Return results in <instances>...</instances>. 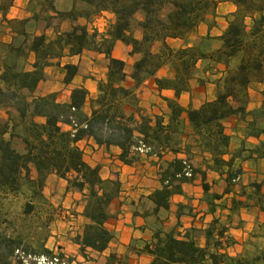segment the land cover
<instances>
[{
    "label": "trees",
    "instance_id": "16d2710c",
    "mask_svg": "<svg viewBox=\"0 0 264 264\" xmlns=\"http://www.w3.org/2000/svg\"><path fill=\"white\" fill-rule=\"evenodd\" d=\"M56 1H69V6L57 8ZM227 1L235 9L226 15V27L217 37L220 44L205 50L209 35L195 45L177 48L167 40L186 42L209 10L215 9L214 0H28V15L20 18L6 16L13 0H0V24H6L9 36L8 41L0 40V110L4 111V118L0 117V209L18 204L19 216L30 221L23 233L15 224L7 232L0 220V264H23L16 250L24 255L51 253L45 247L51 214L42 212L48 204L44 188L50 174L63 179L66 189L81 194L80 214L86 221L74 235L79 253L86 257L87 248L106 249L113 234L105 222L120 182L102 178L99 167L83 159L77 142L84 138L106 150L118 147V158L127 165L138 161L141 153L158 158L161 186L147 197L156 212L168 209L172 194L181 193L180 185L191 182L196 172L191 166V176L184 174L185 159H163L168 152L187 151L179 138L185 115L203 148L212 154L209 166L224 174L228 186L233 184L241 169L233 165L235 156L223 157L230 139L224 120L236 116L246 122L248 136L264 134V88L260 105L248 109L249 87L264 83V0ZM103 12L112 21L105 34H98L89 23L93 15ZM115 41L136 56L130 71L125 61L112 56ZM84 51L102 54L107 60L105 78L97 81L95 95L79 85L70 89L68 102H60L57 91H39L50 67L61 73L62 84L68 87L78 74V64L63 59ZM198 63L204 64L198 83L206 82L205 74H219L213 81L214 99L184 108L175 98L162 97L168 114L144 113L135 93L138 86L153 77L159 90L171 89L178 97L188 90ZM165 66L172 73L161 77L158 71ZM128 78L131 87L124 85ZM261 145L264 157V142ZM203 189L208 191L206 183ZM209 197L213 208L212 200L219 195ZM206 235L209 239L211 229ZM219 247L217 240L200 247L192 238L160 226L142 250L150 256L149 264H251L243 257H228L217 251Z\"/></svg>",
    "mask_w": 264,
    "mask_h": 264
},
{
    "label": "crops",
    "instance_id": "0c3cea01",
    "mask_svg": "<svg viewBox=\"0 0 264 264\" xmlns=\"http://www.w3.org/2000/svg\"><path fill=\"white\" fill-rule=\"evenodd\" d=\"M27 2L28 0L15 3L14 0L9 10L18 13L23 6L25 10ZM222 4L226 7L223 15L235 9L227 0ZM6 16L19 17H9L8 14ZM214 21L211 27L200 23L187 37L186 42L180 39H168L167 42L176 43L177 47L192 46L201 37H218L226 27V18L215 17ZM135 36L139 37V32H136ZM117 50L128 53L130 48L121 41H115L112 49V56L126 62L125 56L115 53ZM87 52L65 58L68 60L66 62L78 64V74L62 94H57L58 101L68 102L70 89L74 86H84L90 95L96 93L97 81L86 76L83 63L79 60ZM199 65L198 63V67ZM130 82L132 84L131 80ZM263 84L258 85L264 86ZM262 89L263 87L259 90ZM135 93L144 113L150 116L161 113L166 115L168 108L162 97L175 98L184 108L197 107L214 99L216 86L211 80L204 84L196 80L190 81L188 90L175 97L171 89L159 90L154 78L150 77L135 89ZM259 105V101L252 102V105L250 102L248 109L257 108ZM183 119L185 129L179 138L181 148L187 146V151L181 150L176 155L168 152L164 154L163 159H185L196 172L191 182L180 185L181 193L172 194L168 209H158L154 212L153 204L147 198L161 186L158 169L160 161L156 156L141 153L138 161L127 165L118 158V147L111 146L106 150L97 146L90 138H84L77 142L83 152V159L91 166H98L102 178H117L120 182V191L109 204L111 216L105 222L113 238L102 252L87 248L86 257L79 253V245L74 242V235L80 232L86 221L80 214L82 205L79 202V193L66 189V182L53 175L57 186L54 195L60 211L58 220L50 226L45 247L50 252H58L66 257L67 264H149L151 258L142 247L152 241L154 232L160 226L164 231L171 230L179 237L192 238L200 247H205L208 241L212 245L217 240L220 242L217 251L234 258L240 257L250 245L264 242V157L260 154L264 134L258 138L248 136L246 122L239 121L236 116H229L224 120V132L230 139L228 153L223 157L229 159L235 156L233 165L241 169L238 181L228 186L224 174H219L209 166L212 164V154L203 148L185 115ZM204 183L208 185L207 192L203 189ZM213 193L219 195V198L212 200L214 207L211 208L209 195ZM143 198L150 202L151 211L137 207ZM161 213H164L163 217H160ZM208 228L212 231L209 239L206 235ZM210 249L212 250L211 246Z\"/></svg>",
    "mask_w": 264,
    "mask_h": 264
},
{
    "label": "rangeland",
    "instance_id": "374dc122",
    "mask_svg": "<svg viewBox=\"0 0 264 264\" xmlns=\"http://www.w3.org/2000/svg\"><path fill=\"white\" fill-rule=\"evenodd\" d=\"M14 1V0H13ZM25 0H15V3L19 2L22 3ZM215 1V9L209 10L208 14L205 16L204 24L209 25L212 21H214L215 17H225L228 14L223 15L224 11H226L225 5L222 3L225 0H214ZM69 6V1H56V7L57 8H67ZM24 6L22 7V10H19L18 13H15L13 10H7V14L9 17H14L19 16V17H24L27 16L26 10H23ZM18 17V18H19ZM112 21V16L107 13H99L97 15H93L90 19L89 27L96 31L98 34H105L109 27H110V22ZM92 23H95L93 26ZM190 35V34H189ZM188 35V36H189ZM187 36V37H188ZM187 39V38H186ZM0 40L1 41H8L9 36H8V27L6 24H0ZM187 41V40H186ZM198 41V40H197ZM220 42L217 40V37L210 36L209 41L204 45V49H215L218 47ZM125 45V44H124ZM173 48H177L176 43H171L170 44ZM117 55L125 56L126 62H125V69L126 71H130L131 68V63L134 61L136 56L130 55L129 52L126 53L124 50H117L115 51ZM75 59H73L74 61ZM79 60L83 63L82 67L86 71V76L92 77V80L99 81L100 79L105 78V73H106V65H107V60L103 56H98L95 52L88 51L85 53V55L82 58H79ZM131 60V62H130ZM68 61L67 59H63V62ZM199 71L195 73L194 78L191 81H198L197 77L198 76H203V74L200 72L201 68L203 67L204 64L199 63ZM91 69V70H89ZM46 77L45 80L40 84L39 91L41 92H46V91H57L58 94H62L63 90H65L67 87L62 84V76L61 73L54 67H50L46 69ZM92 73L93 75H90ZM172 73L171 69L169 66L163 67L159 72L158 75L163 77L170 75ZM219 76V74H205L204 77L206 81L213 82L214 79H216ZM124 85L127 87H131L132 84L130 82V79H126ZM264 85V84H263ZM261 87L264 88V86L258 85V84H252L249 87V103L251 102H261L262 95L261 91L259 90ZM95 95V94H94ZM61 98V97H60ZM260 98V99H259ZM259 99V100H258ZM248 103V105H249ZM0 117L3 119L4 118V111L0 110ZM65 127V126H64ZM18 149L21 148L20 144L16 143L15 144ZM54 174H50L46 178L45 182V188H44V194L47 200V205L42 207V212L43 213H50L51 214V221L48 226V236H49V231H50V226L58 220V213H59V206L57 205V198L54 194H56L57 186L55 182V178L53 176ZM234 184V183H233ZM79 193V192H78ZM79 202L82 205V200H81V194L79 193ZM144 197V196H143ZM140 210L144 211H151L152 206L150 202L146 199L143 198L142 201L138 203L137 206ZM19 206L18 204H6L4 208L0 209V220L4 221L2 222V226L4 227L7 232H12V229L14 227H19L23 231V233L27 232V229L30 225V221L26 222L25 220H22V218L19 216ZM164 213L160 214V217H163ZM14 224L16 226H14ZM77 234V233H75ZM258 245V246H256ZM256 245H250L248 249H245V251L242 253L240 257H243L246 261H250L251 264H264V242ZM24 264V263H23Z\"/></svg>",
    "mask_w": 264,
    "mask_h": 264
},
{
    "label": "built area",
    "instance_id": "2783aa9c",
    "mask_svg": "<svg viewBox=\"0 0 264 264\" xmlns=\"http://www.w3.org/2000/svg\"><path fill=\"white\" fill-rule=\"evenodd\" d=\"M93 23L92 25H94ZM184 174L191 176V165L189 162H185ZM239 176L232 181L235 183L238 181ZM264 207V204L262 205ZM16 253L21 257L24 264H67V258L62 256L58 252H51L50 254H37V255H24L21 251L16 250Z\"/></svg>",
    "mask_w": 264,
    "mask_h": 264
}]
</instances>
